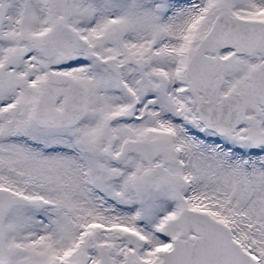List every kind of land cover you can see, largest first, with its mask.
Listing matches in <instances>:
<instances>
[{"label": "snow or ice", "instance_id": "snow-or-ice-1", "mask_svg": "<svg viewBox=\"0 0 264 264\" xmlns=\"http://www.w3.org/2000/svg\"><path fill=\"white\" fill-rule=\"evenodd\" d=\"M0 264H264V0H0Z\"/></svg>", "mask_w": 264, "mask_h": 264}]
</instances>
